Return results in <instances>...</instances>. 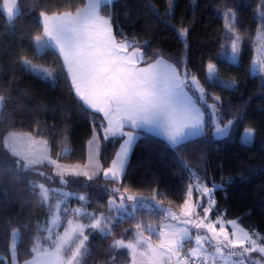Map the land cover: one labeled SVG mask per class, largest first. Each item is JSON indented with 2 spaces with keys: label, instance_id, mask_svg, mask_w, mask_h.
Here are the masks:
<instances>
[{
  "label": "trees",
  "instance_id": "1",
  "mask_svg": "<svg viewBox=\"0 0 264 264\" xmlns=\"http://www.w3.org/2000/svg\"><path fill=\"white\" fill-rule=\"evenodd\" d=\"M85 3L86 0H19L16 18L6 20L5 12L0 16V95L6 98L0 108V141L11 131L30 132L48 141L50 154L58 161L85 162L89 139L106 121L76 97L58 53L50 47L39 51L35 43V37L43 32L38 23L40 10L49 14L76 12ZM169 3L170 0H113L101 4L99 10L111 18L117 40L148 42L141 48L146 58L155 55L169 62L187 63L204 86L207 98H222L221 122L234 120L233 130L214 139L210 114L201 103L204 135L191 137L174 148L164 138L141 130L122 179L113 181L101 173L91 181L70 176L67 186L88 197L84 201L87 212L108 210V189L113 188L119 190L116 197L127 188L128 192L156 195L162 204L177 209L188 197V185L194 187L192 168L204 178L205 186L211 181L223 186L215 191L213 215L237 219L264 240V73L258 64H252L253 58H261L264 45V33L260 31V14L264 10L258 7L261 0H173L172 11ZM225 6L236 12V29L242 37L238 62L223 57L231 44L229 39L227 47L221 48L225 44ZM181 28L189 29L186 42L178 36ZM25 57L50 66L54 78L25 70L21 64ZM210 62L216 63L219 76L234 79L235 87L223 89L219 81H209ZM247 127L253 129L248 142L241 140ZM121 140V136L105 140L100 135L103 167L111 163ZM64 148L68 150L63 152ZM50 171L48 164L36 165L30 171L17 170L11 158L0 152V264H11L13 229H19L16 257L20 263L34 255L32 247L43 251L41 246L47 247L49 238H54L48 231L54 212L42 201L38 186ZM165 219L162 209L144 206L119 218L110 235L87 231L89 241L81 264L125 263L127 254L111 248L113 241L132 239L138 222L145 225Z\"/></svg>",
  "mask_w": 264,
  "mask_h": 264
},
{
  "label": "snow or ice",
  "instance_id": "2",
  "mask_svg": "<svg viewBox=\"0 0 264 264\" xmlns=\"http://www.w3.org/2000/svg\"><path fill=\"white\" fill-rule=\"evenodd\" d=\"M19 0H3L0 7V16L7 11L6 20H13L17 17V7ZM35 7V5L33 6ZM98 3H92L85 8L76 9L75 14L71 11L49 14L45 10L38 12V23L42 26L43 32L35 37V41L41 46L52 48L58 53L62 61V69L66 74V79L70 80L71 88L76 97L87 108L95 112L102 113L106 126L101 122L100 127L104 133V139L109 136L120 135L123 140L120 150L115 153L116 159L111 161L110 167L101 168L97 163L95 171L91 174L83 170L80 165L65 168L58 165V161L50 157L41 158L40 154L33 147V140L29 136L26 146L21 149L17 147V140L13 133H8L0 141V152L7 158H11L12 164L20 171H30L34 166L42 164L44 159L48 163L57 165L60 170L57 173L61 183H67L65 172L73 177H86L91 181L103 171L107 177L111 174L113 181L122 179V169L124 167L123 155L128 151L127 146L131 144L134 136L133 131L125 130V126L132 129L142 126H154L158 128L174 147H178L183 140L189 137L202 136L205 133L204 113L197 106L196 99L190 93H198L199 100L205 102V89L201 86L197 76L191 73L187 63L184 61L169 62L156 58L155 55L146 58V54L141 48L148 42L138 43L135 38L129 42L128 38L117 40L113 31L110 17L101 15L97 8ZM264 10V0L258 6ZM173 4H168L171 10ZM153 11H155L153 7ZM234 13L225 6V44L221 48L227 47V41L231 40V52L233 59L242 52V37L237 34L235 25L228 22L229 17ZM261 33H264V11L260 14ZM188 28H181L178 36L186 42ZM131 49V51H129ZM21 64L25 70L43 73L45 77L51 76L43 68H37L29 60L21 58ZM252 64L259 65V71L264 73V45L261 47V58H253ZM144 65V66H141ZM217 66L213 63L207 64L208 80L217 82ZM223 89H232L236 82L234 80L219 81ZM5 97L0 95V105L5 101ZM213 103L210 105L215 110L218 117L212 130L213 135H223L229 125L233 123L231 119L226 124H222L221 108L222 98L212 97ZM95 123V122H94ZM249 135L251 129L246 130ZM10 137L13 139L10 142ZM247 140V138H246ZM91 143V141H90ZM59 156L60 154L57 153ZM177 158L181 159L179 154ZM93 157H89L91 161ZM85 164L83 168H88ZM43 175V173H41ZM51 179V177H49ZM231 178H223L222 180ZM203 177H197L196 189L200 192V198L193 202L191 195L193 186L188 185V198H185L180 206V212L163 209L164 217H170L172 221L185 227H178L173 223H162L159 231V243L153 245L151 236H145L144 232H155L152 224L145 226L143 222L134 225L137 235L135 243H125L123 239L116 240L111 248H127L132 256V264H195L193 258H199L201 264H206L208 252L202 247L205 239L215 242V252L222 254L225 249L230 256H238L241 259L236 264H246L248 254L258 252L261 254L252 264H264V240L257 241L248 232H237L235 228L229 233L220 222L219 228L214 221L209 220V214L216 205L215 191L221 188L220 184L213 183L211 187L205 186ZM41 199H48L49 189L43 183L39 184ZM110 196L107 207L125 208L126 202L131 201L132 208H136L137 197L135 195H125L128 189L125 188L120 193L119 205H116V194L118 189H108ZM207 198V204L201 201ZM88 197L80 195L79 200L85 201ZM143 200V198H140ZM155 207L162 208V202L156 199V195L151 198ZM58 206V205H57ZM147 207V205H144ZM203 208V214L198 213V209ZM67 213L69 210L64 209ZM75 214L67 219L62 234L49 238L50 247H32L34 254L31 260L25 259L23 264H81V257L86 254V243L89 241L87 230H96L105 236L112 233V213L109 211L105 216L103 213L97 215L94 211L85 215L91 220L90 223H81V209H73ZM134 218V217H133ZM235 225V221H229ZM192 226L196 230H205L209 236L195 237L196 247L189 249L188 253L182 254L185 238L188 236V227ZM19 229H13V232ZM142 249V250H141ZM15 251V245H13ZM62 253L64 255L62 256ZM139 257V260L137 259Z\"/></svg>",
  "mask_w": 264,
  "mask_h": 264
},
{
  "label": "rangeland",
  "instance_id": "3",
  "mask_svg": "<svg viewBox=\"0 0 264 264\" xmlns=\"http://www.w3.org/2000/svg\"><path fill=\"white\" fill-rule=\"evenodd\" d=\"M170 2L173 4V0H170ZM9 3H11V0H9ZM192 3H194V0H192ZM2 4H3V1L1 3V7H2ZM172 9L169 10V11H172ZM232 11L234 13V16L233 17H229L228 18V22L233 24V25H235V29H236V12L234 10H232ZM4 12L6 13V16H7V11L5 10ZM17 12H18V7H17ZM224 25H225V18H224ZM236 32H237L238 35H240L238 33L237 29H236ZM37 49L39 51H41L40 50V44H38ZM223 57L228 59V60H230V61H232V62H238V56L235 58V60L233 59V54L231 52V47H230V51L225 53L223 55ZM24 59L29 60L33 65L37 66V68L45 69L47 72L52 73V75L45 77L43 73H38V72H33V73L38 74L41 77H44V78H47V79H53L54 78V73H53L52 68L50 66L41 64V63L36 62V61H34V60L30 59V58H27V57H25ZM210 63H213V64L216 65V63H214V62H210ZM216 75H217V78H218L217 81L234 80V79H230V78H225V77L219 76L217 74V72H216ZM207 76H208V73H207ZM201 86H203L202 83H201ZM193 95H194V97L197 100H199V94L198 93H194L193 92ZM200 102L205 105V110L210 114V119H211V122L213 124V127H212V130H213L214 126H215V123L218 120V117L214 114L215 110L210 107V105L213 103V100H209L207 98V94H206V91H205V102H202V101H200ZM0 108H1V105H0ZM232 121L234 123V120H232ZM226 123H227V121L223 122L222 124H226ZM233 123L227 127V129L225 130V133L223 135H218L217 136V135L211 134L212 137L214 139H219V138H222L224 136L229 135L231 133V131L233 130ZM105 126H106V123H105ZM248 129H251V134L250 135H249L248 131H246ZM8 133H13L14 134V136H15V138L17 140V147L21 148V149H23L26 146V144L28 142V139H29V136H31V138L33 140V147L40 154L41 158L50 157L51 159H55L50 154L49 143H48V141L46 139L36 138L30 132L11 131V132H8ZM100 135L104 137V133H103L102 129L99 132L97 130H95L93 135H92V137L89 139L88 146H87V158H86L85 162H82V163H66V162H61V161H58L57 159H55V160L58 161V165L62 166V167H65V168H71L72 166L80 165L83 170L89 171L90 174H91L92 171H95V165L97 163L101 166V168H105V167L102 166L101 160H100V146H101ZM252 135H253V129L247 127L241 133V140L248 142L249 140H251ZM116 136H120V135H116ZM109 137H111V136H109ZM246 138H247V140H246ZM9 139H10V142H11V140L13 138L10 137ZM124 139H127V137H123L122 138L120 145L123 143ZM135 139H137V138H132L131 144H129L127 146V148H128L127 153L126 154H122L123 155V160H124V167L122 169V174H123L126 162H127L128 158H129L130 151H131V148H132V145H133ZM90 141H91V143H90ZM67 150H68L67 148H64L63 152H66ZM119 150H120V146H119L117 151H119ZM90 156L93 157V159L91 161L89 160ZM113 159H116V155H115V157ZM42 164L50 165L51 166V171L48 172V175L44 174V175H46V178L43 181H40V180H42L41 178H36L34 180L40 181L38 183V186H39V184L43 183L45 185V187L47 189H49L48 199L45 201V203L47 205H49L50 209L54 212V215L52 216V219H51V223H50V225L48 227L49 233L53 234L54 237L57 234H62L63 231H64V227L67 224V219L70 218L71 216L75 215L72 212V210L76 209V208H80L81 209V213L79 214L80 217H81V223H90L91 220L85 214L86 213H92V212H87V210L85 208V205H84V201H80L79 200V196L83 195V193L82 192H78L77 190H74L72 188H69L67 186V183H61L60 177H59V175H57V173L59 172L60 168L57 165H52V164L48 163L47 159H44ZM85 164H88L89 167L88 168H83V166ZM110 166H111V163L108 166H106V167H110ZM99 173H101L104 177H106L104 175L103 171H100ZM70 176H72V175H70L68 172H65L66 181L68 180V178ZM41 177H42V175H41ZM49 177H51V179H49ZM107 177L111 178V174H109ZM48 180L49 181L50 180H57V181L50 184V183H48ZM117 180H119V178ZM39 192H40V195H41L40 188H39ZM123 192L124 191H122L120 193H123ZM120 193H118V195L116 197V201H115L116 205H119V203H120V199H119ZM199 194H198L197 198H195L194 195H193V192H192L191 200L193 202L197 201L200 198ZM125 195H135L138 198L137 201L135 202L136 203V208L135 209H137L138 207H144V205H147V207H155V203L151 199L153 195H144V194L135 193V192H127ZM140 198H143V200H141ZM132 203L133 202L128 201V202H126L125 208L113 207L111 210H109V208H108V210H106V211L98 212L97 215H99L100 213H103L105 216H107L109 211H111V213H112L111 220H112V228H113L115 222L119 218H122V217H124L126 215L132 214L135 211V209L132 208ZM201 203L206 205L207 204V198L205 197L201 201ZM65 208H67L69 210L67 213L64 211ZM160 209H162V210L163 209H169L170 211L176 212L177 214H179V212H180V208L174 209V208H171V207H169L168 205H165V204H162V208H160ZM213 209H214V207H213ZM198 213L200 215H202L203 214V208H199L198 209ZM209 220L217 222L216 223V227L217 228H219L220 222L224 223V226L226 227V229H227V231L229 233H231L233 231V229L235 228V230L237 232H240V231L248 232L249 235H251V236H253V238L257 239L258 242L261 241L260 236L258 234H256L254 231L244 227L237 219L227 220V219L223 218L222 215H219V214L213 215V210H212L210 212V214H209ZM229 221H235V225L230 224ZM162 223H173V224H177L178 227H185V225L178 224L177 222L172 221L170 219V217L165 219V220H163V221H161V222H158V223L149 222V223L145 224V226H147L148 224H152L155 227V229H156V231L152 232V233H149V232L145 233L144 232L145 236H151V242L153 243V245H156V244L159 243V236L156 233L159 231V226ZM187 227H188V236L185 238L183 248L181 249L182 253L183 252H187L188 253L189 249L196 247L195 237L197 235H200L202 237H208L209 236V234L205 230H199L198 231V230H196L195 228H193L190 225L187 226ZM87 231H90L92 233L102 234V233H100L99 231H96V230H87ZM18 233H19V231L13 232V240H12L11 247H10V252H11V256H12L11 257V262L13 261L14 264L18 262L17 257H16V243H17L16 241H17V238H18ZM86 234H87V232H86ZM116 240H120V239H115L113 241V243ZM136 240H137V235L135 233L134 237L132 239L124 240V242L126 244L127 243H135ZM13 245H15V251H13ZM50 246H51L50 244L47 245V247H50ZM85 247H87V243H86ZM202 247L204 249H206L207 252H208L207 262H206L207 264H231V261H232L233 264H236V262L241 259L238 256H230L228 254V250L227 249H225L222 254H217L215 252V242L211 241L210 239H205L202 242ZM117 249L122 251V252H124V253H126L127 256H128V260L124 264H132V256L130 255V250L127 249V248H117ZM63 255H64V253H62V256ZM260 256H261V254L258 253V252H254V253L248 254V258H247L246 264H252V262L255 261L256 259H259ZM137 259L139 260L138 256H137Z\"/></svg>",
  "mask_w": 264,
  "mask_h": 264
},
{
  "label": "crops",
  "instance_id": "4",
  "mask_svg": "<svg viewBox=\"0 0 264 264\" xmlns=\"http://www.w3.org/2000/svg\"><path fill=\"white\" fill-rule=\"evenodd\" d=\"M111 1H113V0H86V3H85V5L82 7V8H85V7H87V6H90L92 3H98V5H99V7L97 8V11L100 13V10H99V8H100V5L101 4H103V3H110ZM81 8V9H82ZM73 14H75V12H72ZM101 14V13H100ZM119 41V40H118ZM129 42H131V41H129ZM35 43H36V47H38V42L37 41H35ZM45 47H47V46H41L40 45V50H43ZM129 51H131V49H129ZM160 59H164V58H160ZM164 60H166V59H164ZM168 61V60H167ZM141 66H144V65H141ZM190 94H192V93H190ZM194 99H196L195 97H194ZM196 102H197V106L201 109V111L204 113V110L202 109V106H201V103H199L198 101H197V99H196ZM204 121H205V113H204ZM125 130H128V131H133L134 132V136H133V138H137L138 136H139V133H140V131L141 130H145V131H147V132H151V133H154V134H156V135H158V136H160V137H162V138H164L167 142H168V140H167V138L163 135V133L158 129V128H156V127H154V126H148V125H145V126H142V127H140V128H136V129H132V128H130V126H125ZM189 138H191V137H189ZM188 138V139H189ZM183 141H185V140H183ZM182 141V142H183ZM169 143V142H168ZM170 144V143H169ZM196 185L197 184H195V186L193 187V195H194V197L195 198H197V196H198V194L200 193L197 189H196ZM200 195V194H199ZM32 259V257H30L29 259H27V260H31ZM11 264H14L13 263V261L11 262ZM15 264H23V262H17V263H15ZM124 264V263H123Z\"/></svg>",
  "mask_w": 264,
  "mask_h": 264
},
{
  "label": "built area",
  "instance_id": "5",
  "mask_svg": "<svg viewBox=\"0 0 264 264\" xmlns=\"http://www.w3.org/2000/svg\"><path fill=\"white\" fill-rule=\"evenodd\" d=\"M189 169H190V171L192 172V178H193V180H194V181H197V177H199V175H198V174H197L192 168H189ZM183 254L186 255V253H183ZM197 263L201 264L200 259L197 260Z\"/></svg>",
  "mask_w": 264,
  "mask_h": 264
},
{
  "label": "water",
  "instance_id": "6",
  "mask_svg": "<svg viewBox=\"0 0 264 264\" xmlns=\"http://www.w3.org/2000/svg\"><path fill=\"white\" fill-rule=\"evenodd\" d=\"M213 183H216V184H218V183H217V182H215V181H211V183H210V185H209L208 187H211ZM222 187H223V186H221V188H222Z\"/></svg>",
  "mask_w": 264,
  "mask_h": 264
}]
</instances>
